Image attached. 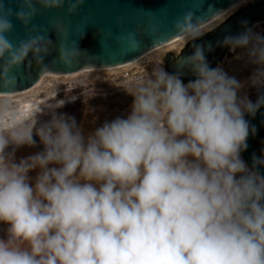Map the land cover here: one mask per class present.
<instances>
[{
    "label": "clouds",
    "instance_id": "1",
    "mask_svg": "<svg viewBox=\"0 0 264 264\" xmlns=\"http://www.w3.org/2000/svg\"><path fill=\"white\" fill-rule=\"evenodd\" d=\"M85 0H21L15 19L27 27L37 13L64 7L75 14ZM199 8L176 17L178 35H202ZM12 9L0 4L3 85L15 86L13 70L31 52L43 61L42 35L17 45ZM135 51V34L122 38ZM51 43V40H48ZM256 66L250 83L264 85V36L251 28L226 36ZM61 62L63 57H60ZM179 65L195 76L162 66L133 95L126 117H117L87 137L72 117L55 114L0 130V264H264V176L241 158L249 124L264 96H240L244 85L221 67H210L194 45ZM47 69V65L43 70ZM43 150L16 162L15 148ZM14 146L12 152L6 151ZM39 169L34 183L29 173Z\"/></svg>",
    "mask_w": 264,
    "mask_h": 264
},
{
    "label": "water",
    "instance_id": "2",
    "mask_svg": "<svg viewBox=\"0 0 264 264\" xmlns=\"http://www.w3.org/2000/svg\"><path fill=\"white\" fill-rule=\"evenodd\" d=\"M241 1L85 0L72 15L67 13V3L64 7L54 9H45L37 4L35 17L25 27L15 19V11L20 7L21 0H0L5 9L13 11V30L7 34L13 45L30 36L42 35L47 37L41 41L42 47L48 50L43 61H38L30 52L22 66L13 70L16 77L14 87L3 85L6 58L0 59V94H17L32 89L47 73L71 76L127 66L181 36L173 25L176 17L183 12L199 8L196 15L204 17L201 27L223 17ZM258 23H264V0H253L238 10L211 34L187 48L178 64L171 66L170 70L179 74L182 69L179 63L193 53L194 45L201 46L205 55L213 56L211 66L215 61L216 50L226 48L223 44L226 36L238 35ZM128 33L135 34V41L138 42L135 51H126L131 44L122 38ZM48 40H51L50 44ZM61 55L64 62H61ZM45 65L47 69L42 71ZM245 120L249 124V135L247 148L241 155L248 167L253 169L254 159L264 160L254 147L264 127V105L255 115L245 113ZM253 170L264 176V164L256 165Z\"/></svg>",
    "mask_w": 264,
    "mask_h": 264
},
{
    "label": "rangeland",
    "instance_id": "3",
    "mask_svg": "<svg viewBox=\"0 0 264 264\" xmlns=\"http://www.w3.org/2000/svg\"><path fill=\"white\" fill-rule=\"evenodd\" d=\"M263 29L264 25H257L252 30L261 35ZM184 44H186L185 41L180 46L178 44L172 49L167 47L159 50L134 64L110 70L89 71L71 76L47 73L32 89L11 94L12 96L0 95V130H4L7 134V130L15 124L32 123L35 118L38 128L52 119L53 111L49 106L58 105V102L63 100L65 103L55 108V114H65L67 117L74 118L84 136L87 137L105 122H110L117 117H126L131 110L133 95L139 87L147 83L153 69L162 66L170 73L164 60L165 55L172 51L178 53ZM240 52L241 50L231 51L218 66L244 85L240 90V96L246 95L252 102H255L264 94V85L254 86L250 83V77L256 66L251 64L246 56L237 59ZM33 138L36 140L35 146L25 145L15 148L16 162L43 150V145L35 133ZM13 148L14 146L10 145L6 151L12 152ZM38 172L39 169H36L29 173L33 183ZM8 227L0 223V233L8 235Z\"/></svg>",
    "mask_w": 264,
    "mask_h": 264
},
{
    "label": "flooded vegetation",
    "instance_id": "4",
    "mask_svg": "<svg viewBox=\"0 0 264 264\" xmlns=\"http://www.w3.org/2000/svg\"><path fill=\"white\" fill-rule=\"evenodd\" d=\"M222 25V24H221ZM257 25H264V23H258L255 24L251 29L255 28ZM220 26V25H219ZM218 26V27H219ZM218 27H216L215 29L211 30L210 32L206 33V34H202L200 37H198L195 40H190L188 41L186 44H184L183 46H181L180 50L178 51V53H175L174 51L172 52H168V54L165 55V63L167 66V70L174 74L171 70L170 67L174 66L176 64H178L180 57L185 53V51L187 50V48H189L191 45H193L194 43L198 42L199 40H201L203 37L211 34L214 30H216ZM261 35L264 36V29L261 32ZM239 51V49L237 50ZM231 51L229 50L228 46H226L225 49H218L215 52V61L214 63L210 66V67H217L222 60L230 53ZM208 64L210 65L213 56L211 54H207L205 55ZM179 74L181 76V79L185 82H188L190 80H194L195 76L193 75V73L191 71H189L186 67L182 68L179 70Z\"/></svg>",
    "mask_w": 264,
    "mask_h": 264
},
{
    "label": "bare ground",
    "instance_id": "5",
    "mask_svg": "<svg viewBox=\"0 0 264 264\" xmlns=\"http://www.w3.org/2000/svg\"><path fill=\"white\" fill-rule=\"evenodd\" d=\"M249 1H251V0H243V1H241L237 5L231 7L223 17L215 20L214 22L210 23L209 25L201 26L200 30H201L202 34H205V33L209 32L210 30L214 29L217 25H219V23H222L223 21H225L227 18H229L234 13V11L238 10L240 7H242L243 5L247 4ZM190 40H191L190 38H186V36L181 35V36L173 39L172 41L168 42L167 44L159 46L157 49H155V50L151 51L150 53L146 54L141 59H143V58H145V57H147V56H149L151 54H154V53L158 52L159 50L165 49L167 47H170L172 49L178 44L180 46L181 43L183 44V41H185L187 43ZM138 61H136V62H138ZM136 62H134V63H136ZM134 63H132V64H134ZM129 65H131V64H129ZM0 95L10 96L11 94H0Z\"/></svg>",
    "mask_w": 264,
    "mask_h": 264
},
{
    "label": "trees",
    "instance_id": "6",
    "mask_svg": "<svg viewBox=\"0 0 264 264\" xmlns=\"http://www.w3.org/2000/svg\"><path fill=\"white\" fill-rule=\"evenodd\" d=\"M254 147H255V150H256L257 154L261 158L264 159V127L260 131V133H259V135H258V137L256 139V142H255V146ZM0 223H2V222H0ZM2 224H6V223H2ZM0 239H7V235L0 233Z\"/></svg>",
    "mask_w": 264,
    "mask_h": 264
},
{
    "label": "built area",
    "instance_id": "7",
    "mask_svg": "<svg viewBox=\"0 0 264 264\" xmlns=\"http://www.w3.org/2000/svg\"><path fill=\"white\" fill-rule=\"evenodd\" d=\"M241 158H242V155H241Z\"/></svg>",
    "mask_w": 264,
    "mask_h": 264
}]
</instances>
